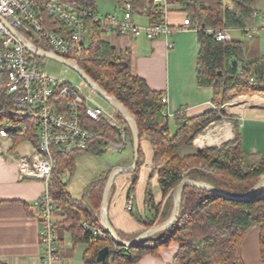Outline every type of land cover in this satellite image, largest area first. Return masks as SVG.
Here are the masks:
<instances>
[{
	"label": "trees",
	"instance_id": "trees-1",
	"mask_svg": "<svg viewBox=\"0 0 264 264\" xmlns=\"http://www.w3.org/2000/svg\"><path fill=\"white\" fill-rule=\"evenodd\" d=\"M69 1V0H63ZM79 6L98 12L96 0H74ZM116 9L128 2L132 14L146 8L149 24L161 21L163 13L156 0H108ZM259 0H167L168 10H180L190 18L191 27L199 25L196 31L198 42L197 83L213 90V109L189 117L182 110L167 115L163 92L152 90L146 81L131 71L129 51H117L102 39L105 33L100 23L92 16L84 19L87 44L77 64L109 96H114L134 117L139 128L140 142L147 136L152 146V172L157 173L158 186L162 194L159 203L154 202L149 183L145 190V206L151 213L146 227L168 219L173 207V190L184 176L203 181L233 196L246 199L227 198L205 189L185 185L181 192L180 209L173 224L131 247L116 245L104 230L99 219V209L104 186L111 170L94 178L80 197H74L67 190L62 177L66 170H73L74 156L80 152L103 154L109 142L120 141V128L111 127L104 118L90 120L83 115L84 128L98 135L84 151L65 154L59 147L51 146L54 165L52 168L50 193L57 202L62 222L72 233L74 245L84 244L83 264H136L148 254H156L162 246L176 242L178 249L174 257L177 264H244L241 244L246 233L255 227L258 230L260 259L264 264V192L261 188L249 191L264 174V153L245 152L237 129L233 139L220 146L183 153L191 147L196 138L212 121L224 116L223 106L232 97L240 94L264 95V56L254 60H241L243 42L235 39L216 40L207 29H242L251 27L252 17ZM48 27L63 29V25L42 14ZM247 33V32H246ZM237 62L233 66L232 61ZM221 72V73H219ZM250 79H252L250 81ZM11 98L0 92V126L10 118ZM125 141L132 150V134L128 123L117 112ZM9 151L22 142L37 147L35 125L30 124L28 134L10 137ZM17 154V153H15ZM140 145L138 162L133 170L137 173L143 163ZM22 203L21 201H0ZM87 225V227L84 226ZM100 233H94V230ZM117 232V231H116ZM124 240H131L138 234L126 236L117 232ZM108 246V254L101 262L96 261L98 250ZM0 264H4L0 262Z\"/></svg>",
	"mask_w": 264,
	"mask_h": 264
},
{
	"label": "crops",
	"instance_id": "crops-1",
	"mask_svg": "<svg viewBox=\"0 0 264 264\" xmlns=\"http://www.w3.org/2000/svg\"><path fill=\"white\" fill-rule=\"evenodd\" d=\"M262 2L264 0H259L257 6L259 7ZM257 6L256 11L259 10ZM116 8L113 3V12H119ZM97 10L108 14L98 8ZM145 12V7L134 12L133 21L141 26L148 25L149 19ZM185 15V12L175 9L166 13V21L174 28L166 38L162 36L149 39L144 33L133 37L116 32H105L102 39L117 51L130 52L132 73L143 78L150 89L161 91L167 96L166 108L169 115L182 110L187 116L192 117L214 108L213 90L211 87L200 86L197 83V35L192 29L181 27ZM260 15L264 19V14L260 13ZM241 32L246 34L242 29ZM258 34L263 35L264 29L247 36L251 49L247 55H242V60L249 61L264 56L259 51ZM228 37L233 39L230 34ZM168 42L172 43V47L167 46ZM223 112L222 119L210 122L194 138L192 146L184 148L183 153L220 146L223 142L234 138L237 125L243 150L249 154H263L264 145L261 144L260 138L264 136V95H236L225 103ZM10 145L4 148L0 144L5 151L0 152V201L17 200L24 202L26 206L22 203L0 204V262L42 264L43 248L38 243L39 222L33 206L43 192L44 184L37 179L19 178L16 157L20 154L9 151ZM140 145L144 158L136 182L133 184L136 175L133 170L121 172L114 177L107 195L108 219L117 232L126 236L140 234L147 228L146 222L151 215L145 206V190L148 183L154 202L159 203L162 200L157 173L152 172L153 150L149 138L145 136ZM132 160L133 157L127 163L116 166L103 165L102 171L88 180L79 197L94 178L107 170L128 166ZM67 173L70 171L66 170L64 173L66 182ZM129 201L131 210L126 209ZM98 215L100 217V209ZM62 220L63 217L60 215L59 223L55 227L60 264H83L82 255L86 246L73 244L72 233ZM177 249L178 244L170 242L160 247L156 254L145 255L136 264H177L174 261ZM241 255L244 264H262L258 230L255 227L246 233L241 244Z\"/></svg>",
	"mask_w": 264,
	"mask_h": 264
},
{
	"label": "built area",
	"instance_id": "built-area-1",
	"mask_svg": "<svg viewBox=\"0 0 264 264\" xmlns=\"http://www.w3.org/2000/svg\"><path fill=\"white\" fill-rule=\"evenodd\" d=\"M163 16L160 22L141 26L132 19L131 7L124 3L119 12L100 13L79 6L74 0H0V92L11 98L10 118L0 126V138L9 139L15 134H28L30 124L35 125L37 147L30 148L25 155H17L20 179H37L43 182L44 190L37 198L33 211L38 219V243L43 248L42 264H60L57 254L55 227L59 223L60 211L50 193L51 174L54 165L51 146L59 147L65 154L84 151L97 138L94 132L81 124L83 113L90 120L104 118L111 127L120 128V141L109 142L111 150H123L128 146L117 111H107L96 101V96L84 93L80 86L70 83L40 67L39 51L52 52L77 63L87 44L84 19L88 16L99 22L105 32H116L128 36L144 33L147 38L168 37L174 28L166 21L167 0H156ZM45 12L63 25V29L48 27L42 13ZM253 19L260 18L246 28L264 29V19L256 10ZM185 15L181 27L197 31L199 25L190 26ZM254 26V27H253ZM216 40H228V30L207 29ZM172 47V43H167ZM32 47L36 52H32ZM252 79H250L251 81ZM162 101L167 105V96ZM166 114L169 115L168 111ZM0 152H5L0 146ZM129 201L126 209L131 210ZM87 227L86 224H84ZM100 233V230H94Z\"/></svg>",
	"mask_w": 264,
	"mask_h": 264
},
{
	"label": "rangeland",
	"instance_id": "rangeland-1",
	"mask_svg": "<svg viewBox=\"0 0 264 264\" xmlns=\"http://www.w3.org/2000/svg\"><path fill=\"white\" fill-rule=\"evenodd\" d=\"M97 8L100 10H103V12L110 13L113 12V3L108 0H96ZM257 9H259L257 12L264 14V2L260 3L259 7L257 6ZM260 18L254 19V26H258L260 24ZM253 26V27H254ZM259 29L251 30V33L257 32ZM231 35L233 39H240L243 42V53L239 56V65L242 60V55H247L249 53V50L251 49V43L247 39V33L244 34L241 32V29H231L228 30V35ZM259 35V42L258 47L261 54L264 55V34H258ZM38 62L40 64V67L42 69L47 70L50 73H53L57 76L64 77L66 80H68L70 83L75 84L77 86H80L82 88V91L84 93H90L94 94L96 97V101L101 104L107 111H112L111 106L98 94H96L90 86H88L83 79L78 75V73L68 67L67 65L53 59L50 57H38ZM260 142L262 145H264V136L260 138ZM11 141L9 139H3L0 138V144L5 148H8ZM30 148V144L26 142H22L16 146V148L12 151V153L17 154H23L25 155V151H28ZM132 158V150L128 146L123 150L113 149L111 150L109 146L107 147V150L101 154L96 155L93 153H78L74 156V168L70 171V173H67V190L74 196L79 197L81 194L82 188L85 186V184L88 182V180L93 177L94 175H97L102 171L103 165H120L123 163H127ZM129 166V165H128ZM127 172V171H125ZM130 172V171H129ZM133 172V171H132Z\"/></svg>",
	"mask_w": 264,
	"mask_h": 264
},
{
	"label": "water",
	"instance_id": "water-1",
	"mask_svg": "<svg viewBox=\"0 0 264 264\" xmlns=\"http://www.w3.org/2000/svg\"><path fill=\"white\" fill-rule=\"evenodd\" d=\"M30 51L32 52H36L34 48L30 47L29 48ZM39 54L53 58L65 65H67L68 67L74 69L78 75L83 79V81L92 88V90L98 94L99 96H101L111 107L115 108L117 112H119L123 118L125 119V121L128 123L129 128L131 130V134H132V145H133V160L132 163L129 166H120L117 167L113 170L110 171L106 184L104 186V190H103V194H102V199H101V204H100V223L102 225V227L104 228V230L110 235V237L112 238V240L114 241V243L116 245H121L124 247H131L133 245H135L136 243L144 240L147 236L156 234L158 232H161L167 228H169L174 220L176 219L179 209H180V202H181V192H182V188L185 185H191V186H195V187H199L202 189H205L207 191H211L217 194H220L222 196H225L227 198H233V199H246L248 197V195L245 196H233L230 195L214 186H212L209 183L203 182V181H198V180H194L189 178L188 176H184L181 181L176 185L175 189L173 190V207L170 213V216L168 217V219L162 223H155L152 226L146 228L143 232H141L140 234H138L135 238L131 239V240H124L121 239L118 235L116 230L113 228V226L111 225L109 219H108V213H107V195H108V191L109 188L114 180V177L121 173V172H125V171H129L132 170L136 167L137 162H138V155H139V148H140V135H139V128L136 124V121L134 119V117L130 114V112L118 101L117 98H115L114 96H109L93 79H91L85 72L84 70L75 62L71 61V60H67L63 57L58 56L55 53L52 52H45V51H39ZM233 66L237 65V62L235 60L232 61ZM221 73V72H219ZM63 181H65V176L62 177ZM258 188H261V195L264 192V174L261 176V178L258 180V182L254 185V187L249 191V194L253 193L255 190H257ZM108 246H104L102 247L100 250H98L97 252V256H96V261L97 262H101L104 257L108 254Z\"/></svg>",
	"mask_w": 264,
	"mask_h": 264
}]
</instances>
